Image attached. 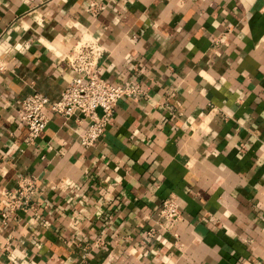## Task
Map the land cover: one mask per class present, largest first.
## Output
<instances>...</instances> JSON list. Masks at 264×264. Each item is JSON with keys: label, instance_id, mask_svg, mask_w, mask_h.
I'll list each match as a JSON object with an SVG mask.
<instances>
[{"label": "crops", "instance_id": "crops-1", "mask_svg": "<svg viewBox=\"0 0 264 264\" xmlns=\"http://www.w3.org/2000/svg\"><path fill=\"white\" fill-rule=\"evenodd\" d=\"M81 40L144 94L95 146L87 119L47 108L27 144L22 99H57ZM1 66L0 264H264V0H0ZM22 175L39 191L3 223ZM169 195L177 237L159 225Z\"/></svg>", "mask_w": 264, "mask_h": 264}, {"label": "built area", "instance_id": "built-area-1", "mask_svg": "<svg viewBox=\"0 0 264 264\" xmlns=\"http://www.w3.org/2000/svg\"><path fill=\"white\" fill-rule=\"evenodd\" d=\"M96 3L89 6V10H97ZM100 51L94 41L81 40L65 56L73 70L69 84L63 89L57 99L35 91L24 97L20 105V117L27 127L25 142L33 144L50 120L45 112L46 108L52 115L65 120L72 118L80 121L87 119V126L80 136V143L85 147L95 146L106 128L110 125L115 107L122 98L139 99L143 88L134 80L122 84H112L101 76L99 66ZM2 69V66L0 67ZM36 179L31 175H22L17 185L3 192L2 222L19 211L32 208V199L38 193ZM161 222L159 225L174 237V226L182 219V211L174 195H169L162 201L159 211ZM155 228L148 231L153 236Z\"/></svg>", "mask_w": 264, "mask_h": 264}]
</instances>
